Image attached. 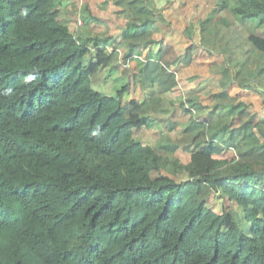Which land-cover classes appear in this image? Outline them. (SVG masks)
<instances>
[{"label": "trees", "instance_id": "obj_1", "mask_svg": "<svg viewBox=\"0 0 264 264\" xmlns=\"http://www.w3.org/2000/svg\"><path fill=\"white\" fill-rule=\"evenodd\" d=\"M99 1L0 0V264H264V0Z\"/></svg>", "mask_w": 264, "mask_h": 264}, {"label": "rangeland", "instance_id": "obj_2", "mask_svg": "<svg viewBox=\"0 0 264 264\" xmlns=\"http://www.w3.org/2000/svg\"><path fill=\"white\" fill-rule=\"evenodd\" d=\"M72 7L70 6V8L66 7L64 9H61V14L60 17L62 18V16H65L67 18V20H72V22L74 23L75 26L78 27V18L81 16H86L87 11L85 9V4H86V0H72ZM168 0H148L149 5L156 11H159L160 9H163V6L167 3ZM212 3L208 2V0H192L190 2L189 5L185 6L184 9V20H186L187 22H194L197 23L199 18H204L207 13L213 8ZM174 5H171L170 7V11L172 12V16L176 17L177 16V8L173 7ZM177 6V5H176ZM93 9L94 11H98L97 5H93ZM63 19V18H62ZM170 19V17H169ZM66 20V19H65ZM94 27L96 26L95 24H88L86 23V21H83V26L80 28L81 31L86 32L88 27ZM98 28V27H97ZM171 28H173V26H171ZM159 33L158 32L156 34L157 37H159ZM206 35H208L210 38H208L209 40H211L212 43L216 42L215 40H219L220 37L219 36H215L213 34H210V27L208 29L205 30ZM233 33L229 32L225 38H223V42H230V39L232 40ZM216 45V43H214ZM218 44V43H217ZM211 47H213L212 44H210ZM206 54V53H205ZM207 55V54H206ZM136 61H134L133 63H131V68H133L134 70L137 69V65H136ZM186 69H183L182 72H184ZM254 68H252V73H253ZM186 84V82H185ZM182 85V83H181ZM132 87V83L130 81V88ZM189 88L186 86L184 87V85H182L181 89H180V94L183 92L188 93ZM155 117L160 120L159 116L155 115ZM155 136V137H154ZM153 135H144L143 139L145 141V143H149L153 146H155L160 140L162 135H158L154 133ZM186 151L184 148H180L176 151V154H180L181 152ZM222 200L219 199L216 196L213 197V199L210 198V204L215 205V209L220 208Z\"/></svg>", "mask_w": 264, "mask_h": 264}, {"label": "crops", "instance_id": "obj_3", "mask_svg": "<svg viewBox=\"0 0 264 264\" xmlns=\"http://www.w3.org/2000/svg\"><path fill=\"white\" fill-rule=\"evenodd\" d=\"M114 0H100L98 3H92L93 5H97L98 11L93 12L100 15L101 17L105 18L112 16L114 14L115 18L118 20V22H121L124 20L123 17H119L116 14L115 8L117 9L118 6L115 5ZM72 0H62V5L60 7V14L61 9H64L66 7L70 8L72 7ZM92 5V8H93ZM62 18L67 20L65 16H62ZM204 59L207 58V55L204 54ZM134 61H132L133 63ZM194 63V62H193ZM195 64V63H194ZM137 65V64H136ZM205 66V64H203ZM190 64H188L187 68L189 69ZM239 69V66H237V69ZM134 72L139 71V67L137 65V69H133ZM188 87L189 91L188 93H191L195 96H190L192 99L197 100L201 102L200 104L205 107L208 104H212L213 101L220 99V96H208L212 92H217L221 89V80L218 78V80H215L214 77L210 76V74H207L205 70L202 74L200 73H188ZM177 97V96H176ZM251 99V96H250ZM212 101V102H211ZM157 115L154 113V116ZM159 116V115H157ZM213 118H215V114L212 115Z\"/></svg>", "mask_w": 264, "mask_h": 264}, {"label": "built area", "instance_id": "obj_4", "mask_svg": "<svg viewBox=\"0 0 264 264\" xmlns=\"http://www.w3.org/2000/svg\"><path fill=\"white\" fill-rule=\"evenodd\" d=\"M78 19H79V20H78V24H81V23L83 22L82 17L80 16Z\"/></svg>", "mask_w": 264, "mask_h": 264}]
</instances>
